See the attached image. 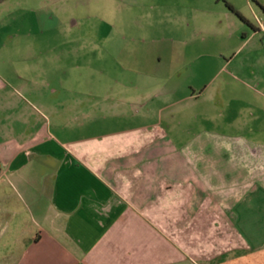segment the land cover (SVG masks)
Returning a JSON list of instances; mask_svg holds the SVG:
<instances>
[{
    "label": "crops",
    "instance_id": "obj_1",
    "mask_svg": "<svg viewBox=\"0 0 264 264\" xmlns=\"http://www.w3.org/2000/svg\"><path fill=\"white\" fill-rule=\"evenodd\" d=\"M43 1L64 16L86 3ZM155 1L137 4L186 9L190 39L162 85L104 101L90 123L104 130L72 133L86 112L52 100V59L31 51L45 41L11 43L21 57L0 50V264H220L264 247L263 77L226 99L239 64L264 63V0ZM70 17L60 30L78 25Z\"/></svg>",
    "mask_w": 264,
    "mask_h": 264
},
{
    "label": "rangeland",
    "instance_id": "obj_2",
    "mask_svg": "<svg viewBox=\"0 0 264 264\" xmlns=\"http://www.w3.org/2000/svg\"><path fill=\"white\" fill-rule=\"evenodd\" d=\"M84 1L86 3L79 9L70 12L78 24L71 31H62L58 27L60 24L64 27L66 18L71 19L70 15L45 10L43 0H3L0 3V44L10 43L7 48L0 49L1 54L21 57L27 50V47H11V43L45 41V46L49 45L45 49L35 45L31 51L44 53L52 59L50 80L52 88L57 89L52 100H65L68 105L74 101L83 102L86 113L82 115V123L85 126L72 132L75 136L104 130L91 127L90 123L101 122L107 116L108 112L102 110L106 99L112 100L124 90L148 91L162 85L171 68L178 66L166 62L177 61L183 43L190 39V27L186 25L188 15L182 7L163 16L156 8L142 9L138 0H128L129 6L125 8L117 3L113 6L107 0ZM147 1L150 6L156 3L155 0ZM225 54L229 56V53ZM159 57H162L160 63ZM235 66L233 63L230 67ZM218 68L213 59L208 70L202 73L203 79L212 77ZM234 73L237 80H229L226 87L228 100L236 97V89L241 85L238 80L249 84L253 73L264 79V63L239 64ZM145 74L154 76L155 81L146 79L150 77ZM192 78V82L200 79L197 73ZM259 88L264 93V82ZM91 100L100 103V110L93 114L89 111ZM59 125V120L52 119L53 131ZM235 253L219 258L220 264H264V247Z\"/></svg>",
    "mask_w": 264,
    "mask_h": 264
},
{
    "label": "built area",
    "instance_id": "obj_3",
    "mask_svg": "<svg viewBox=\"0 0 264 264\" xmlns=\"http://www.w3.org/2000/svg\"><path fill=\"white\" fill-rule=\"evenodd\" d=\"M255 18H256V21H257V24H258L260 31H262L264 33V22H263V20L258 16H255ZM1 166H2V163L0 162V167Z\"/></svg>",
    "mask_w": 264,
    "mask_h": 264
},
{
    "label": "trees",
    "instance_id": "obj_4",
    "mask_svg": "<svg viewBox=\"0 0 264 264\" xmlns=\"http://www.w3.org/2000/svg\"><path fill=\"white\" fill-rule=\"evenodd\" d=\"M252 28H254V27L252 26Z\"/></svg>",
    "mask_w": 264,
    "mask_h": 264
}]
</instances>
